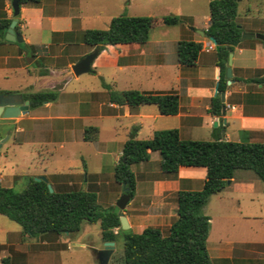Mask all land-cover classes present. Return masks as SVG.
<instances>
[{
  "label": "crops",
  "instance_id": "1",
  "mask_svg": "<svg viewBox=\"0 0 264 264\" xmlns=\"http://www.w3.org/2000/svg\"><path fill=\"white\" fill-rule=\"evenodd\" d=\"M2 9L7 12L9 17L13 16L12 0H0V10ZM103 10L102 5L96 4L94 0H41L39 4L20 5L16 24L18 28L15 26V31L20 33L24 40L23 42L12 40L0 42V91L20 92L23 95L25 90L56 89L59 92V90L64 89L65 91L68 83L74 79L77 80L79 75L71 73L69 64L68 68L66 66L55 69L48 67L46 63L41 61L42 52L46 50L49 55H52L51 50L58 48L67 51L74 46H88L81 40L82 32L88 28H99L97 23L100 21L107 23V20L102 16ZM178 15L184 16L183 14ZM192 20L193 23L186 25L187 33L182 32L181 24L171 26L179 25L178 36L172 39L175 40V43L181 39H192L203 43L202 52L194 65L181 64L177 59V49L169 52L165 48L157 47L171 41L170 39L152 40L150 35L149 41L144 45L133 43L140 47L154 44V47H150L151 51L143 48L141 56L138 55V60L134 57L132 60L128 58V55L119 53L115 58L110 57L109 63L105 62L103 65H99L98 69H95L97 60L104 52L108 51V48H116L115 50L118 52L117 48L130 44L108 45L103 51H98L99 54L93 62L95 70L93 72L96 74L98 70L99 74L103 76L101 69L113 65L121 71H133L136 89L141 91H177L180 94V110L177 114L170 116H173L179 123L177 128L180 129L184 138H191L184 136V133L206 130L211 135L208 139H214L220 134L221 138L227 140L264 142V44L256 38H249L243 41L241 45L234 47L231 82L227 81V88L219 92L220 70L216 64V46L213 50H207L211 40L209 36L203 33L210 23V15L205 17L202 24H197L194 18ZM262 30H264V24L249 31ZM183 35L185 38L182 37ZM32 46L38 47L36 53H32ZM92 48L96 49L95 47ZM86 54L82 53L81 55L85 56ZM32 61L37 62L38 68H30ZM69 63L73 64L75 61ZM43 68L45 70L38 74L37 70ZM18 76L28 77L30 80H24V83L21 78H15L13 81V78ZM49 81H53L54 84L56 83L55 85L61 86L62 84V86L59 88L45 87L44 83L48 85ZM90 92L93 91L86 93L70 91L67 94L78 96L81 98L80 101L76 102L69 98L65 102H61L58 96L53 102H45L40 107L30 108L28 113L19 116L16 122L25 119L85 122L89 118V113L83 108L89 106L87 99ZM222 92L225 93L224 101L222 100ZM218 94L221 102L226 106V112L221 113V115H216L210 110L211 101ZM110 103L117 107L120 106L111 101ZM70 104H75L74 108L78 110L68 111L67 108L71 107ZM147 105L154 104H145L133 108V118L142 119L137 124L139 131L144 125L145 118L164 116L157 113L156 109L152 110L145 107ZM57 106L59 109H56ZM126 107L127 113H130V107ZM37 109H44V111L37 112ZM117 116L116 114L105 115V117ZM9 120L11 119L0 118V123L9 126ZM222 126L224 127L222 128ZM219 128L221 130H218ZM25 130L26 128L23 126H18L16 129L17 132H26ZM65 132L68 134L70 130L66 128ZM66 142L70 141L66 140ZM61 146L65 148V145L61 144ZM186 167L195 166H182L176 175H168L165 179L154 181V187L164 189L163 193L156 195L151 201L137 206L134 201L135 194L133 197V220L127 217L134 232L138 228L144 229L147 226H154L145 225L144 221L147 219L158 218V216L162 218L167 215L171 218V216L176 215L177 202L167 201V195H177L181 188L197 189L202 186L206 176V168L199 167L201 169H196L199 173H185L183 170H186ZM256 178L257 175L251 170H238L225 188H230L238 193L252 194L254 193L253 181ZM169 206L171 210L167 213ZM64 235L69 236L70 234L43 233L31 236L25 234L22 228L8 230L0 237V264H88L84 261L74 260V247ZM223 244V246H215L213 250L219 252L233 244H240L242 263L264 264V250H260L264 247L262 240L244 238V241H231ZM74 246L83 248L85 244L83 242L74 243ZM242 252L248 253L243 254ZM254 254L256 255L254 256ZM96 264H99L98 258ZM110 264L112 263L110 262Z\"/></svg>",
  "mask_w": 264,
  "mask_h": 264
},
{
  "label": "rangeland",
  "instance_id": "2",
  "mask_svg": "<svg viewBox=\"0 0 264 264\" xmlns=\"http://www.w3.org/2000/svg\"><path fill=\"white\" fill-rule=\"evenodd\" d=\"M96 4L103 7V18L107 23L98 22L99 28H106L112 17L120 14L131 16L143 15L155 17V24L151 31V39H170L164 45L157 46L165 48L169 52L176 49L175 40L178 36V26L167 25L163 22V16L167 14H183L181 29L187 33L186 25L204 22L205 17L209 15V0H94ZM237 20L246 30H251L258 25L264 24V0H241L238 5ZM185 38V36H182ZM187 37V36H186ZM150 47L154 44L140 47L135 44L121 46L117 48L110 47L104 52L95 65L105 62L109 63L110 57L115 58L119 53L128 55L133 60L141 56V51L145 48L151 51ZM94 50L92 47H70L67 51L58 48L51 50L49 55L46 50L42 52L41 61L48 67L63 68L66 66L71 73V64L82 53H88ZM173 57V56H172ZM138 60V59H137ZM33 62V61H32ZM31 62L30 68H38L37 62ZM76 62V61H75ZM124 63V61H121ZM126 62V60H125ZM45 68L37 70L44 71ZM101 76L97 70L94 72H85L79 75L77 80L68 83L66 90H59L61 102L69 98L74 101H80L81 98L72 94L70 91H80L89 93V106L84 107L89 113V118L85 122H73L63 120H21L16 122V118H10L9 126L0 123V181L5 186H15L21 189L26 185L29 176L47 177L49 182L58 188L83 187L85 189L96 190L98 201L104 208L117 206V201L124 193V186L115 180L114 168L120 160L124 142L130 137L134 126L142 120L133 118V109L127 113L126 106H115L110 103V92L121 91L125 89L136 88V81L133 78L132 70L121 71L118 67L109 65L101 69ZM74 75V73H73ZM22 80H30L28 77H14ZM65 83V81H64ZM108 83V87L105 86ZM56 84V83H55ZM49 81L45 87L59 88ZM42 88V87H37ZM24 93L30 90L23 91ZM85 95V94H83ZM86 100V99H85ZM101 103V105H100ZM61 105V104H60ZM69 105V104H68ZM68 111H76L75 104H70ZM93 105V106H92ZM59 109V106H57ZM150 109H156V105L145 106ZM37 109V112H43ZM62 112V111H61ZM116 114L117 117H105V115ZM97 126L99 130L92 131L91 134L96 138L94 141H85L84 133L88 126ZM18 126L26 128V132H17ZM179 123L173 116L164 115L161 118H145L144 125L137 133L138 138H150L155 130L177 128ZM68 128L70 133H66ZM184 136L198 139H208L211 135L206 130H197L184 133ZM66 140L70 142H66ZM65 142V143H64ZM65 145V148L61 146ZM161 156L158 151L152 152L149 161H143L132 165L136 175V197L135 205L140 206L154 199L158 194L163 193V189L154 187L156 180L165 179V174L160 166ZM202 168V167H201ZM199 167H186L185 173H199L196 169ZM191 169V170H187ZM254 193H238L230 188H225L219 194H213L204 206V211L211 217V226L207 247L209 254L215 264H244L242 263L241 245L233 244L225 250L215 252V246H223L224 242L244 241V238H257L264 241V189L260 178L253 181ZM177 195L170 194L166 196L167 201L176 202ZM171 210L169 206L168 212ZM176 211V210H175ZM123 212L128 218L133 220V197L127 203ZM156 217V216H155ZM176 215H167L165 217L147 219L145 225L159 226L166 233L175 219ZM21 228L20 224L11 220L9 217L0 214V237L8 230ZM133 230V227H131ZM143 229H135L141 232ZM256 235V236H254ZM68 238L74 247V260L84 261L88 264H96L97 257L94 249L103 246L100 223L83 222L81 230L64 235ZM252 237V238H251ZM84 243L83 248L74 246V243ZM115 251L112 254L110 262H120L123 252V238L117 241ZM223 242V243H222ZM78 250V252H76ZM264 250V247L260 248ZM247 254L248 252H242ZM256 254H254L255 256ZM109 262V264H110Z\"/></svg>",
  "mask_w": 264,
  "mask_h": 264
},
{
  "label": "trees",
  "instance_id": "3",
  "mask_svg": "<svg viewBox=\"0 0 264 264\" xmlns=\"http://www.w3.org/2000/svg\"><path fill=\"white\" fill-rule=\"evenodd\" d=\"M18 1L20 5L41 2ZM240 1L209 0L210 23L205 32L217 41L218 47L215 50L216 64L220 70L219 92L228 86L230 52L249 39L242 37V33L249 30L237 20ZM13 17H9L4 9L0 10V42L8 41L6 33ZM183 19V16L172 13L163 16V22L167 25L182 24ZM155 20L153 16L120 14L111 19L107 28L85 29L81 40L99 52L108 45H144L149 41ZM257 40L264 44L263 40ZM176 49L181 64L194 65L202 52L203 43L181 39ZM31 51L36 53L38 47L32 46ZM105 86L109 85L105 83ZM109 92L111 102L129 106L130 109L154 104L163 115H175L180 110V94L177 91H141L133 88ZM58 96L56 89L24 93L25 99L30 101L31 109L45 102H53ZM223 105L218 94L212 99L210 110L221 115ZM98 130L97 126H88L84 140H96L91 132ZM138 131L139 127L134 126L114 168L115 180L129 187L132 197L137 188L132 165L148 161L151 152L160 153V166L167 175H176L182 166L206 168V176L200 188H181L177 192L176 217L166 233L159 226H147L142 232H134L132 228L125 230L121 226L119 208L102 207L96 190L83 187L58 188L52 184L53 191H50L49 180H36L35 176H29L21 189L5 186L0 181V214L20 224L22 231L31 236L43 233L72 234L80 231L85 221L100 223L103 241L116 242L120 237L123 238L120 262L113 264H214L207 247L211 217L205 213L204 206L211 195L221 192L227 186L228 180L234 178L238 170L253 171L264 186V142L227 140L221 138L220 134L214 139L184 138L176 127L155 130L150 138H138Z\"/></svg>",
  "mask_w": 264,
  "mask_h": 264
},
{
  "label": "water",
  "instance_id": "4",
  "mask_svg": "<svg viewBox=\"0 0 264 264\" xmlns=\"http://www.w3.org/2000/svg\"><path fill=\"white\" fill-rule=\"evenodd\" d=\"M13 6V19L10 23V26L7 29L6 38L12 41L23 42L24 37L15 31V26L18 21V15L20 13V3L18 0H12ZM206 36L208 34L203 32ZM243 38H257L264 41V32L260 31H244L242 33ZM210 40L213 41L217 46V41L214 37L209 36ZM99 54L98 50H94L92 52L87 53L84 57H82L77 62L71 65L72 71L75 75H80L81 73L85 72H93L95 71L93 68V62L97 55ZM233 62V53L230 52L228 58V66H227V77L229 78V82H231L232 78V67L231 64ZM224 92H222V100H225ZM30 109V101L25 99L23 93L20 92H10V93H0V118H16L21 115H25L28 113ZM226 112V106L224 105L222 108V113ZM224 135V132H223ZM36 180H45L47 181V177L44 175L36 176ZM230 182V180H228ZM124 186V193L117 201V207L119 208L121 226L123 229L131 228L128 218L123 212V209L127 206V203L130 201L132 197L131 193L129 192V187ZM48 187L50 191H53V187L51 183H48ZM115 241H103L102 248L94 249L99 264H109L112 254L115 251Z\"/></svg>",
  "mask_w": 264,
  "mask_h": 264
},
{
  "label": "built area",
  "instance_id": "5",
  "mask_svg": "<svg viewBox=\"0 0 264 264\" xmlns=\"http://www.w3.org/2000/svg\"><path fill=\"white\" fill-rule=\"evenodd\" d=\"M216 44L213 41H210V43L207 46V50H213L215 49Z\"/></svg>",
  "mask_w": 264,
  "mask_h": 264
}]
</instances>
